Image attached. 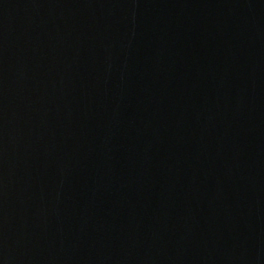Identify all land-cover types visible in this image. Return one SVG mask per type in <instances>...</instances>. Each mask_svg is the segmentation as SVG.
<instances>
[{"label":"water","instance_id":"95a60500","mask_svg":"<svg viewBox=\"0 0 264 264\" xmlns=\"http://www.w3.org/2000/svg\"><path fill=\"white\" fill-rule=\"evenodd\" d=\"M0 264H264V0H0Z\"/></svg>","mask_w":264,"mask_h":264}]
</instances>
